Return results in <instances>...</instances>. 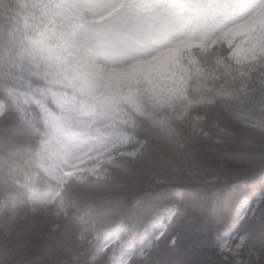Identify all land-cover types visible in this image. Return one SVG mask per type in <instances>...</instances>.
Returning a JSON list of instances; mask_svg holds the SVG:
<instances>
[{
	"label": "clouds",
	"instance_id": "9594fccd",
	"mask_svg": "<svg viewBox=\"0 0 264 264\" xmlns=\"http://www.w3.org/2000/svg\"><path fill=\"white\" fill-rule=\"evenodd\" d=\"M175 7L197 63L164 103L113 95L180 51L121 62L157 9L47 0L0 21V264H264V0Z\"/></svg>",
	"mask_w": 264,
	"mask_h": 264
},
{
	"label": "rangeland",
	"instance_id": "374dc122",
	"mask_svg": "<svg viewBox=\"0 0 264 264\" xmlns=\"http://www.w3.org/2000/svg\"><path fill=\"white\" fill-rule=\"evenodd\" d=\"M44 5L47 0H39ZM132 3H139L148 5L158 10L156 17L142 16L141 19L147 23L143 35H138L136 38V47L125 48L121 52V62L125 59L143 58L145 60H152L149 53L156 51H167L166 46L176 44L179 46L180 51L176 52V56L169 58L165 61L154 64V68L158 67L161 63H165L166 67L175 75L188 74V63H182V60L190 62L192 65L197 63V58L189 54L187 57L183 56L185 49H190L195 41L191 39V33L185 32V25L192 19V15H185L186 9L183 7H175V5L197 4L199 0H131ZM146 13V9L140 10ZM189 13L195 14L196 9H187ZM155 20V24L152 20ZM236 55L241 60L246 58V51L240 49ZM176 57H180L177 59ZM152 68V67H150ZM193 71H198L193 68Z\"/></svg>",
	"mask_w": 264,
	"mask_h": 264
},
{
	"label": "trees",
	"instance_id": "16d2710c",
	"mask_svg": "<svg viewBox=\"0 0 264 264\" xmlns=\"http://www.w3.org/2000/svg\"><path fill=\"white\" fill-rule=\"evenodd\" d=\"M39 6H42L39 0H0V21L13 28L25 26L30 22L33 10ZM186 75L173 74L163 62L158 67L149 68L139 80L132 79L127 83L117 84L113 95L118 94L121 89L129 95H135L141 87H146L152 90L157 102L164 103L167 100L163 93L175 91L170 86L173 82L179 84Z\"/></svg>",
	"mask_w": 264,
	"mask_h": 264
}]
</instances>
